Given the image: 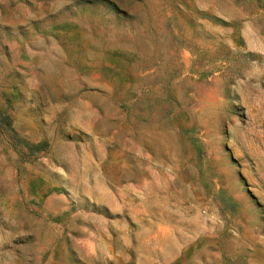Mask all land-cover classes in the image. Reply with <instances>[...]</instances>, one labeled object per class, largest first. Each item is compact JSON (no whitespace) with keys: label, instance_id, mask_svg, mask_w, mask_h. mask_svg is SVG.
<instances>
[{"label":"rangeland","instance_id":"374dc122","mask_svg":"<svg viewBox=\"0 0 264 264\" xmlns=\"http://www.w3.org/2000/svg\"><path fill=\"white\" fill-rule=\"evenodd\" d=\"M0 264H264V0H0Z\"/></svg>","mask_w":264,"mask_h":264}]
</instances>
